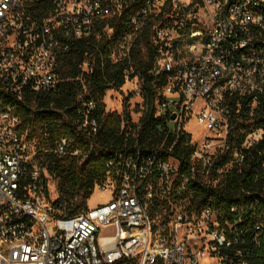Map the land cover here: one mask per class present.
Segmentation results:
<instances>
[{
	"label": "built area",
	"instance_id": "obj_1",
	"mask_svg": "<svg viewBox=\"0 0 264 264\" xmlns=\"http://www.w3.org/2000/svg\"><path fill=\"white\" fill-rule=\"evenodd\" d=\"M134 1L0 0V264H249L235 248L236 224L221 219L213 198L198 206L190 181L201 172L199 183L215 187L213 172L242 164L264 138L256 125L242 139L237 130L244 107L252 115L264 97V0H141L133 10ZM130 10L108 55L127 63L126 81L136 79L143 94L133 50L149 32L156 115L191 136V174L179 172L172 146L125 147L95 184L110 200L59 216L56 180L41 159L81 151L67 137L55 146L32 138L20 105L26 92L57 91L69 80L61 67L81 44L93 46L79 65L82 76L91 72L99 42L112 40L114 20ZM76 108L81 126L96 133L98 102L81 93ZM148 108L144 100L134 136Z\"/></svg>",
	"mask_w": 264,
	"mask_h": 264
},
{
	"label": "trees",
	"instance_id": "obj_2",
	"mask_svg": "<svg viewBox=\"0 0 264 264\" xmlns=\"http://www.w3.org/2000/svg\"><path fill=\"white\" fill-rule=\"evenodd\" d=\"M140 2L134 1L133 10ZM131 13L130 10L125 16L114 20L115 33L111 41L102 39L99 42L103 55L96 53L91 72L82 76L79 65L93 46L81 44L64 58L60 74L69 80L61 83L57 91L26 92L20 105L23 125L32 138L55 146L61 138L67 137L70 146L81 151L78 155L48 152L41 159L56 180L58 197L55 206L59 216L70 217L88 209V200L94 193L95 184L107 177V162L125 147L132 149L138 145L147 150L161 145L164 148L172 146L173 155L180 160L179 172L191 174V136L175 129L169 117L156 115L154 102L158 82L150 72L154 67L155 51L149 32L133 50L135 66L143 80L144 100L149 105L141 118L138 135H133L136 123L132 122L130 110L125 109L123 113L106 110V91L120 89L126 83L124 71L127 67L125 61L112 62L108 55V43L116 45L120 42L128 29ZM81 93L98 102L96 116L99 127L96 133L81 126L76 115L77 99ZM261 100L252 115L244 107L237 123L241 139L250 125L264 128V97ZM131 127L132 130H129ZM225 161L221 160L220 163ZM213 173L219 182L215 187L199 183L205 181L201 172L190 181V187L196 190L195 202L201 206L213 198L211 204L221 212V219L236 224L239 234L235 248L243 251L249 264H264V138L251 149L242 164H233L219 174ZM256 201L258 204L253 206ZM232 206L241 207V210L234 212ZM258 214H261L260 220L263 222L259 230L255 229Z\"/></svg>",
	"mask_w": 264,
	"mask_h": 264
},
{
	"label": "rangeland",
	"instance_id": "obj_3",
	"mask_svg": "<svg viewBox=\"0 0 264 264\" xmlns=\"http://www.w3.org/2000/svg\"><path fill=\"white\" fill-rule=\"evenodd\" d=\"M104 102L106 104V110L108 111L123 113L125 109L130 110L132 122H136L142 115L144 98L142 92L137 87L136 79L132 78V80H127L120 89H108ZM187 128L193 131L194 134H198L199 132V126L196 123H190L187 125ZM130 129L132 130V127ZM53 193L55 194L54 188ZM110 197L109 192L96 190L88 200V208H94L100 204H104L110 200ZM202 263L206 264V260L203 259Z\"/></svg>",
	"mask_w": 264,
	"mask_h": 264
}]
</instances>
